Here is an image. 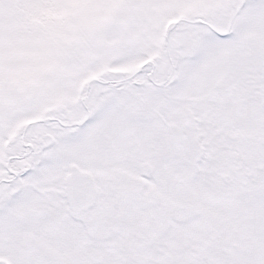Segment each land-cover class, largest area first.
<instances>
[{"label":"snow or ice","instance_id":"snow-or-ice-1","mask_svg":"<svg viewBox=\"0 0 264 264\" xmlns=\"http://www.w3.org/2000/svg\"><path fill=\"white\" fill-rule=\"evenodd\" d=\"M0 264H264V0H0Z\"/></svg>","mask_w":264,"mask_h":264}]
</instances>
